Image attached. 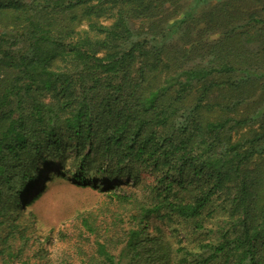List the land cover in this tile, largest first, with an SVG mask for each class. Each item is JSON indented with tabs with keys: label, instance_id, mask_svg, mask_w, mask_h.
Masks as SVG:
<instances>
[{
	"label": "trees",
	"instance_id": "1",
	"mask_svg": "<svg viewBox=\"0 0 264 264\" xmlns=\"http://www.w3.org/2000/svg\"><path fill=\"white\" fill-rule=\"evenodd\" d=\"M57 163L120 190L56 264H264V0H0V264Z\"/></svg>",
	"mask_w": 264,
	"mask_h": 264
},
{
	"label": "rangeland",
	"instance_id": "2",
	"mask_svg": "<svg viewBox=\"0 0 264 264\" xmlns=\"http://www.w3.org/2000/svg\"><path fill=\"white\" fill-rule=\"evenodd\" d=\"M98 167L99 163L94 162L91 170L92 168L97 170ZM69 169L74 172L73 167ZM58 171L65 173L68 171V166L62 168L60 163L55 164L51 171L43 175L35 191L27 200L30 201L35 196L39 185L46 183L43 195L33 205L38 217L34 218L30 215L33 208L31 210L27 208L24 211L26 219H29L26 221L31 223L27 233L32 245L31 252L37 251L39 247L45 249L52 264H56L59 257L60 246L57 242L60 235L64 234L65 230L73 233L75 228H78L81 216L98 218L99 221L109 219V209L114 207L112 203L115 201V193H119L120 190L103 192L101 189H93L92 186L79 187L71 176L65 173L66 177H61ZM143 183H150V181L145 180ZM162 227L175 242L182 241L185 235L189 237L186 228L178 224L162 225ZM174 231L179 232L174 234Z\"/></svg>",
	"mask_w": 264,
	"mask_h": 264
}]
</instances>
